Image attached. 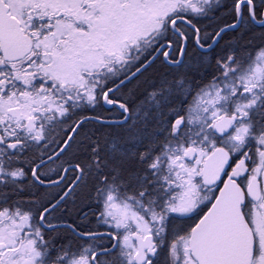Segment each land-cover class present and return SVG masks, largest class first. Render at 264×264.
<instances>
[{"label": "snow or ice", "instance_id": "snow-or-ice-1", "mask_svg": "<svg viewBox=\"0 0 264 264\" xmlns=\"http://www.w3.org/2000/svg\"><path fill=\"white\" fill-rule=\"evenodd\" d=\"M0 264H264V0H0Z\"/></svg>", "mask_w": 264, "mask_h": 264}]
</instances>
